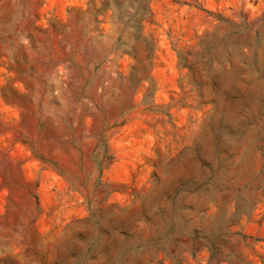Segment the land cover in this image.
Masks as SVG:
<instances>
[{"label":"rangeland","instance_id":"1","mask_svg":"<svg viewBox=\"0 0 264 264\" xmlns=\"http://www.w3.org/2000/svg\"><path fill=\"white\" fill-rule=\"evenodd\" d=\"M0 264H264V0H0Z\"/></svg>","mask_w":264,"mask_h":264}]
</instances>
